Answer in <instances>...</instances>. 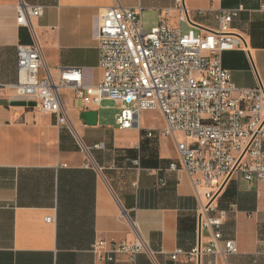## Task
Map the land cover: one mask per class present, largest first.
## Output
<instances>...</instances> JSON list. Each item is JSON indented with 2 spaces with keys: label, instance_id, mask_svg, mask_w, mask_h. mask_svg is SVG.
<instances>
[{
  "label": "crops",
  "instance_id": "obj_1",
  "mask_svg": "<svg viewBox=\"0 0 264 264\" xmlns=\"http://www.w3.org/2000/svg\"><path fill=\"white\" fill-rule=\"evenodd\" d=\"M182 1L197 34L216 29L220 10L243 7L231 28L245 37L247 52H224L222 66L235 87H264V0ZM20 4L42 8L31 19L33 31L16 23ZM116 4L139 12L143 27L156 26L167 10L177 25L175 0H0V264H128L123 254L99 261L90 248L97 240L130 245L137 237L145 252L136 264H264V183L239 175L215 201L226 214L222 234L238 253L188 256L198 245L196 213L205 199L187 173L168 169L178 164L176 143L188 139L159 136L165 125L159 112H142L121 130L112 103L85 110L69 88L60 90L64 125L55 115L12 105L21 102L8 88L17 81L19 45L37 44L53 79L72 67L82 69L86 85L99 83V16ZM84 112L96 113L95 125L86 124ZM210 240L203 229L200 245ZM176 251L182 254L172 260Z\"/></svg>",
  "mask_w": 264,
  "mask_h": 264
},
{
  "label": "built area",
  "instance_id": "obj_2",
  "mask_svg": "<svg viewBox=\"0 0 264 264\" xmlns=\"http://www.w3.org/2000/svg\"><path fill=\"white\" fill-rule=\"evenodd\" d=\"M174 10L177 25L168 22L167 10L156 26L145 30L139 12L119 4L105 9L96 30L102 79L95 85L84 83L80 68H60L53 79L35 44L17 46V81L8 88L16 100L33 103L32 109L39 113L55 115L59 125L67 122L60 96L65 88L74 92L85 110L98 108L102 101L112 103L121 130L132 128L142 112H159L165 124L159 136L181 134L188 139L176 143L178 164L171 163L168 169L187 173L195 193L202 189L205 199L196 224L200 232H210L211 240L188 256H232L238 253L237 245L224 238L221 227L226 214L217 211L215 201L234 175L248 183H264V87L258 83L252 89H239L222 66L224 52H247L245 37L231 28L243 7L220 10L216 29L198 34L182 0H175ZM41 15V7L20 4L16 23L33 31L31 19ZM183 23L190 30L182 31ZM153 135L150 131L146 136ZM132 227L136 228L134 223ZM90 251L99 261L112 262L114 255L123 254L128 264H136L145 246L140 237L130 245L97 240ZM179 254L176 251L171 259Z\"/></svg>",
  "mask_w": 264,
  "mask_h": 264
},
{
  "label": "water",
  "instance_id": "obj_3",
  "mask_svg": "<svg viewBox=\"0 0 264 264\" xmlns=\"http://www.w3.org/2000/svg\"><path fill=\"white\" fill-rule=\"evenodd\" d=\"M13 106H28V107H33L34 104L33 103H28L25 104L24 102H13L12 103ZM81 118L83 120H85L86 124L89 126H93L96 123V113L95 112H84L81 115ZM197 247H200V227L198 226V245Z\"/></svg>",
  "mask_w": 264,
  "mask_h": 264
},
{
  "label": "rangeland",
  "instance_id": "obj_4",
  "mask_svg": "<svg viewBox=\"0 0 264 264\" xmlns=\"http://www.w3.org/2000/svg\"><path fill=\"white\" fill-rule=\"evenodd\" d=\"M144 29H145V30H149V28H147V27H144ZM104 104H105V103H104ZM109 104H111V103H109Z\"/></svg>",
  "mask_w": 264,
  "mask_h": 264
}]
</instances>
